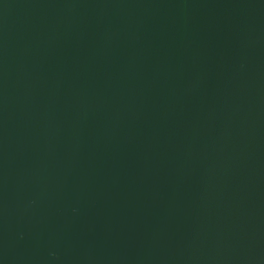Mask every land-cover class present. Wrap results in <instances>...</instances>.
<instances>
[{"label": "water", "instance_id": "95a60500", "mask_svg": "<svg viewBox=\"0 0 264 264\" xmlns=\"http://www.w3.org/2000/svg\"><path fill=\"white\" fill-rule=\"evenodd\" d=\"M0 264H264V0H0Z\"/></svg>", "mask_w": 264, "mask_h": 264}]
</instances>
